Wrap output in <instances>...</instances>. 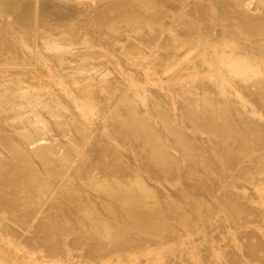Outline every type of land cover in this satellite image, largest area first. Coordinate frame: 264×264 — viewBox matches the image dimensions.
Segmentation results:
<instances>
[{"label":"bare ground","instance_id":"obj_1","mask_svg":"<svg viewBox=\"0 0 264 264\" xmlns=\"http://www.w3.org/2000/svg\"><path fill=\"white\" fill-rule=\"evenodd\" d=\"M0 264H264V0H0Z\"/></svg>","mask_w":264,"mask_h":264}]
</instances>
